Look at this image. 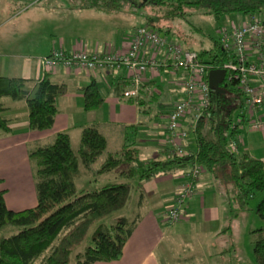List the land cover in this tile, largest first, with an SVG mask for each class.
Segmentation results:
<instances>
[{"label": "trees", "instance_id": "1", "mask_svg": "<svg viewBox=\"0 0 264 264\" xmlns=\"http://www.w3.org/2000/svg\"><path fill=\"white\" fill-rule=\"evenodd\" d=\"M80 1L87 8L119 10L127 6L132 10L148 8L155 14L162 7H170V12L182 8L199 9L215 21L230 14H242L250 20L258 15L264 17V0ZM151 19L156 20L157 16H149L148 27L160 31V28L150 22ZM196 54L201 62L213 68L220 67L231 58L222 50L218 41L214 42L212 49L200 50ZM121 80L116 83L119 96L125 86ZM219 88L224 94H215L210 90L208 109L193 128L186 130L193 136L194 153L185 152L183 149L184 154L177 156L170 148L164 147L161 151L164 156L162 161L141 162L137 151L124 144L118 153L105 155L106 139L96 126L81 129L75 152L70 148L68 135L63 132L54 135L47 143L30 145L27 148V161L36 204L31 209L9 211L4 206L3 192L0 191V230L5 227L17 230L8 237L0 238V264H69L70 255L85 241L89 230L95 225L89 236L88 246L81 253L75 254L74 264L117 261L138 218L118 216L110 224H103L101 221L126 206L131 181L135 186L134 190L139 191L143 182L186 167L188 170L182 175L185 178L184 183H191L193 195L198 177L207 174L212 182L230 186L226 194L239 211H248V202L256 193H263L253 211L262 226L251 231L250 236L254 262L264 264L263 164L252 156L233 152L240 143L238 126L245 120L241 114L243 106L238 102L239 97L243 96L235 83L223 82ZM80 93L83 111H94L101 107L103 99L94 81H90ZM65 94V85L51 83L47 75L33 84L23 79L0 77V132H10L8 120L3 116L5 109L2 99L23 102L27 111L28 129L44 131L52 126L56 114V100ZM142 99L144 98L139 95L126 102L139 107L145 104ZM235 107L240 110L237 115L240 120L237 122H233L231 118ZM103 154L105 158L99 169L93 171L92 165ZM79 164L86 172L93 171L91 174L96 178L119 169L115 179L123 182L94 186L95 188L75 196ZM194 168L199 171L192 176ZM94 181L93 179L92 183Z\"/></svg>", "mask_w": 264, "mask_h": 264}, {"label": "crops", "instance_id": "2", "mask_svg": "<svg viewBox=\"0 0 264 264\" xmlns=\"http://www.w3.org/2000/svg\"><path fill=\"white\" fill-rule=\"evenodd\" d=\"M110 13L67 12L66 20L62 17L60 23L49 20L43 21L42 24L40 19H25V26L23 25L18 32L21 30V32L30 34L34 28L29 26L33 25L37 26L39 30L43 29L39 26L41 23V26H44V36L51 39L43 37L44 41L48 40V43L45 42L38 49L34 48V44L29 41L27 44L29 47L26 46L22 49L21 42H9L8 33L10 31L6 34L0 33V77L23 79L33 84L47 75L51 83L63 84L66 87V94L55 102L56 114L52 126L44 131L28 129L27 111L23 102L1 100L5 109L3 116L8 120L10 130L8 134L0 132V191L3 192V203L7 210L18 212L35 206L36 199L27 161V148L32 144L47 143L58 133L63 132L68 135L70 146L71 137L74 139V144L77 141L78 145L81 129L96 126L106 139L105 155L118 153L125 144L137 151L138 159L141 162L162 161L154 160L153 156H163L161 149H164V138L160 141L158 135L161 131L164 133L165 124L160 132H158L157 126L152 125L155 128L152 135L156 137L155 142H152L155 145H152L146 138H137L141 124L139 114L145 113L150 107L156 105L160 107L161 113L159 114L165 120L166 114L174 102L181 98L180 87L168 86V84L157 81V75L146 74L147 84L138 93V96L141 95L144 98L142 100L145 104L138 107L119 96L116 83L119 79L124 82L122 71H118L116 74L90 75L69 74L62 70L45 72L40 64V59L48 56L51 51L68 54L73 49H82L98 55L124 51L130 39L122 43L116 39L117 37L113 38L111 33L102 31L103 17L101 18V16L107 17ZM238 19H240L237 21L238 25L250 20L245 16ZM32 22L37 23L33 24ZM93 24L96 26L94 29ZM15 33L16 31L13 30L12 34ZM32 50L35 52L32 53ZM175 76L177 77V75ZM102 77H105L106 82L101 80ZM90 81L95 82L103 102L97 110L83 111L80 90ZM100 87L105 92L100 91ZM153 88L157 93L149 95L146 89ZM170 95L174 98L171 104L168 101ZM254 116L264 119V109L257 111ZM108 131L115 133L112 141H109L105 135ZM110 143H114L113 147H109ZM239 144L240 148L245 150V155L252 156L262 162L264 170V129H248L244 138L240 137ZM186 145L183 144L184 150H186L184 148V146L187 147ZM187 170L186 167L183 170L143 182L139 191L135 190L137 194V198L135 196L136 200H134L135 208L140 212L130 211L131 218L137 216L138 221L122 247L120 258L117 261L93 264H177L166 259L167 255L164 251L165 236L169 232V229L166 228L168 224L164 220V211L171 205L178 188L184 183L185 178L182 173ZM93 185H98L97 178ZM229 189V185L216 184L205 174L198 177L195 186L196 192L185 202L184 217L180 219V222L177 221L179 224L176 225V229L179 230L177 231L180 237L178 235L174 237L182 242L189 241V244H194L197 250L178 260L179 263L218 264L222 262L225 264L223 254L238 251V245L233 242L236 237L244 235L247 239L250 237L251 231L262 226L261 221L254 220L253 217L248 221L247 211L237 209L236 204L226 194ZM145 201L149 203L146 205ZM175 223L169 224V227L174 226ZM234 253L233 256L237 258Z\"/></svg>", "mask_w": 264, "mask_h": 264}, {"label": "built area", "instance_id": "3", "mask_svg": "<svg viewBox=\"0 0 264 264\" xmlns=\"http://www.w3.org/2000/svg\"><path fill=\"white\" fill-rule=\"evenodd\" d=\"M222 50L230 55V59L220 67L201 62L196 52L187 50L160 36L154 29L144 26L134 30L127 47L122 52H111L98 55L82 49H73L65 54L51 51L40 59L45 72L62 70L66 73L116 74L123 72L124 88L120 97L133 100L138 97L140 89L145 87L146 74L167 75L180 74L181 98L172 105L165 117L164 147L170 148L177 156H182L183 140L186 130L193 128L196 121L209 107V89L207 73L209 70L224 71L223 82L235 83L243 96V114L255 117V113L264 109V17L257 16L242 24H231L223 30L218 39ZM149 95L157 93L146 89ZM264 129V119L250 121L247 130ZM236 153V150L233 149ZM198 168L191 172L197 174ZM188 174L186 175V177ZM194 190L190 182L182 184L171 206L166 210V224H173L182 219V207L191 198Z\"/></svg>", "mask_w": 264, "mask_h": 264}, {"label": "rangeland", "instance_id": "4", "mask_svg": "<svg viewBox=\"0 0 264 264\" xmlns=\"http://www.w3.org/2000/svg\"><path fill=\"white\" fill-rule=\"evenodd\" d=\"M170 7H162L161 9L157 10L155 14L154 12H151L148 8L144 10H132L128 8L127 6H123L119 10H103L100 8L92 7V8H84L82 6V1L80 0H0V33L6 34L8 31V39L9 42H21L22 43V49L26 46L29 47L28 41L30 43H33L34 48L38 49L41 47L45 42L48 43V40L44 41L45 33H44V26H41L43 24V21H53L58 22L62 21L60 18L63 17V19L66 20L67 18V12H111L109 15L112 16H101L102 18V31H107L108 34L111 33L113 38L117 37L118 41H122V43H125L132 37V34L135 29L139 27L148 26L147 22L149 21V16H157L156 20H150V22L156 26V28H160L161 30L158 31L154 29L160 36L166 37L168 40H171L181 46L184 49L193 51V52H199L200 50H209L213 48L214 42L218 41L221 32L223 30H228L229 26L231 24H237V21H240L238 18H243L244 15L242 14H230L227 16H224L220 21H215L211 16L204 14L199 9H189V8H182L176 9L174 12H170ZM37 15V16H36ZM70 17V16H69ZM40 19L42 21V24L39 23V26L43 29L37 28V26H34L33 24H36L32 22L33 26H29L32 29L34 28L33 32L30 31V34H26L25 32H21V30L18 32L20 28L23 27L25 24V19ZM237 18V19H236ZM257 18V17H254ZM253 18V19H254ZM72 20L74 18L72 17ZM78 20V19H77ZM78 22V21H77ZM28 23V22H27ZM26 23V24H27ZM92 25V24H91ZM98 25V24H97ZM25 26V25H24ZM99 26V25H98ZM96 26L93 24V29ZM92 29V30H93ZM16 31L15 34H12V31ZM167 31V32H166ZM38 34V35H37ZM47 39H50V37H45ZM51 40V39H50ZM35 51L32 50V53ZM157 81L163 82L168 86H176L179 88L181 84L180 80V74L177 73V77L174 75H167V74H158L157 75ZM101 80L103 82H106L105 77H102ZM99 83V82H98ZM106 87V86H104ZM102 87H100V91ZM169 103H173L174 98L170 95L168 99ZM239 104L243 106V97H239L238 99ZM143 109V108H142ZM244 110V108H243ZM240 110L238 108H233L231 112V118L233 122H237L240 119L237 117ZM161 110L159 106L153 105L148 110L145 111V113H140V130L137 133V138H146L150 141V144L155 145L152 142H155L156 137H153V131L154 127L157 126L158 132L162 129L163 124H165V120L163 119V116L161 114ZM242 117L245 119L240 126H238V134L239 137L244 138L245 133L247 131L248 125L250 121H253L255 117L243 114V111H241ZM153 125V126H152ZM165 126V125H164ZM182 127L184 130H188L187 124H183ZM106 137H108L109 141H112L111 139H114L115 133L114 131H108L105 133ZM160 141L164 138L165 139V133L161 131V133L158 135ZM240 140V139H239ZM76 144H74V139L71 137V149L75 152L78 145L77 141H75ZM187 144L184 148L185 152L194 153L195 151V144L194 139L191 133L188 131L186 132V137L183 140V144ZM114 143H110L109 147H113ZM162 150V149H161ZM245 152L244 149L240 148V144H238V147L236 149L237 155H243ZM154 160H163L164 157L161 155L153 156ZM105 156L104 154L98 158V160L92 165V170L95 171L99 169L101 162H103ZM143 160V158H142ZM119 169L113 170L107 174H103L97 177L98 180V186L107 184V183H121L123 180L115 179V174ZM90 172H86L81 165H78V176L75 180V196L80 195L83 193V191H87L89 189L95 188L92 181L93 179L96 180V176L94 177ZM178 174H180L178 172ZM177 174V175H178ZM207 177L208 175L205 174ZM130 193H129V203L119 212H116L109 216L106 219H103L101 223L103 224H110L112 219L118 216H123L127 218H131L132 215L130 214V211H133L135 213H139L140 210L135 208V196L137 198V194L134 190L133 181L130 182ZM263 193H256L251 199L247 207L249 211H247L246 214H248V221L251 220L253 217L254 220L259 221V219L254 215L253 211L255 209L256 204L262 197ZM148 201H145L144 204H148ZM151 203V202H150ZM171 206V205H170ZM169 206V207H170ZM167 207L166 210L169 208ZM164 211V215L165 212ZM182 221V220H181ZM180 222V220H179ZM179 223H175L174 226L168 228L169 232L166 233L165 236V243H164V251L166 259L173 263L180 264L178 260L183 259L188 254H193L196 249L194 244H189V241H183L174 239L175 235L179 234V230L176 229V225ZM173 225V224H171ZM96 226V225H95ZM95 226H93L87 236L85 241L77 247L72 254L70 255V263L74 264L75 259L74 256L77 253H81L87 246H88V240L89 236L95 229ZM175 228V229H173ZM178 230V231H177ZM17 230L12 227H5L0 230V238L2 237H8L14 233H16ZM178 237V238H179ZM235 245H238V251L236 253L230 252V254H223L225 256L224 262L225 264H234V262H238L241 264H255L254 258L252 255V237L246 239V236L239 235L236 237ZM168 244V245H167ZM233 246V244L231 243ZM194 247V248H193ZM231 248V247H229ZM233 253L237 256H233ZM189 256V255H188ZM183 263V262H182ZM181 263V264H182ZM217 264V263H216ZM218 264H223L218 263Z\"/></svg>", "mask_w": 264, "mask_h": 264}, {"label": "water", "instance_id": "5", "mask_svg": "<svg viewBox=\"0 0 264 264\" xmlns=\"http://www.w3.org/2000/svg\"><path fill=\"white\" fill-rule=\"evenodd\" d=\"M224 71L221 69L209 70L206 76L208 89L215 94H224V91L219 88L223 83Z\"/></svg>", "mask_w": 264, "mask_h": 264}]
</instances>
